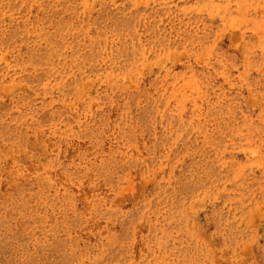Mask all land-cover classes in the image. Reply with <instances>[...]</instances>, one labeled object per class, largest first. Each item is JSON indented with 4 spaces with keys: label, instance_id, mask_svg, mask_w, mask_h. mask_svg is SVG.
<instances>
[{
    "label": "rangeland",
    "instance_id": "obj_1",
    "mask_svg": "<svg viewBox=\"0 0 264 264\" xmlns=\"http://www.w3.org/2000/svg\"><path fill=\"white\" fill-rule=\"evenodd\" d=\"M0 264H264V0H0Z\"/></svg>",
    "mask_w": 264,
    "mask_h": 264
}]
</instances>
